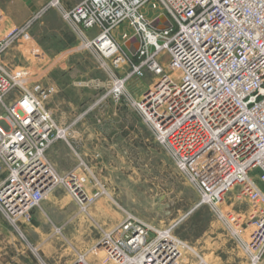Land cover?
I'll list each match as a JSON object with an SVG mask.
<instances>
[{
	"label": "built area",
	"instance_id": "obj_1",
	"mask_svg": "<svg viewBox=\"0 0 264 264\" xmlns=\"http://www.w3.org/2000/svg\"><path fill=\"white\" fill-rule=\"evenodd\" d=\"M152 3L168 24L145 14ZM56 4L46 3L0 45V211L18 229L40 205L48 150L73 130L58 126L48 107L54 88L25 86L7 70L2 52ZM64 13L108 74L104 96L125 97L141 113L194 183L198 205H217L229 193L264 203V0H81ZM126 23L134 30V52L115 36ZM135 79L149 80L139 96L128 87ZM67 179L82 190L84 179L75 173ZM247 226L248 264H258L264 207ZM152 231L127 215L106 234L105 249L118 264H176L187 243L171 231Z\"/></svg>",
	"mask_w": 264,
	"mask_h": 264
},
{
	"label": "rangeland",
	"instance_id": "obj_2",
	"mask_svg": "<svg viewBox=\"0 0 264 264\" xmlns=\"http://www.w3.org/2000/svg\"><path fill=\"white\" fill-rule=\"evenodd\" d=\"M49 1L0 0V45ZM80 1L60 0L35 19L26 36L4 45L2 60L11 74L27 87L54 88L48 107L57 125L67 127L80 117L77 132L87 135L77 142H69V135L59 138L48 150L51 169L31 222L20 229L7 219L0 225V264H118L106 251L105 238L127 215L149 225L153 236L171 231L185 241L176 264H248L244 241L252 226L247 224L264 203L229 193L217 205H198L194 183L141 113L125 97L104 96L108 74L65 17ZM147 9L156 25L169 23L157 4ZM115 34L129 52L136 50L128 23ZM148 82L135 79L128 87L139 96ZM94 133L113 140L88 139ZM108 143H115L116 156L99 149ZM72 173L84 179L79 193L67 183Z\"/></svg>",
	"mask_w": 264,
	"mask_h": 264
},
{
	"label": "crops",
	"instance_id": "obj_3",
	"mask_svg": "<svg viewBox=\"0 0 264 264\" xmlns=\"http://www.w3.org/2000/svg\"><path fill=\"white\" fill-rule=\"evenodd\" d=\"M71 102H72V104H73V100H71ZM80 123V117H73V119L70 121V123L69 124H71L72 125V130H73V132H72V135H69L68 137H67V139H68V141L70 142H72L73 140L74 141H76L77 142V140H81V141H83L86 137L84 136V135H87V134H81L80 135V133H78L77 132V126H78V124ZM96 137L97 139H99V140H105V142L106 141H108L109 142V140L110 139H112V138H109L110 136H106V135H104V134H102V133H94V134H90V135H88V139L89 138H92V137ZM101 137V138H100ZM59 140V139H58ZM58 140L57 141H55L54 142V144L51 146V148L52 147H54L55 146V144L58 142ZM113 140V139H112ZM102 144V143H101ZM102 147V146H101ZM50 148V149H51ZM100 150L101 149H103V153L104 154H107V155H113V156H116V147H115V143L113 144V145H111L110 143H108V147H105V146H103V148H99ZM99 149H97V150H99ZM106 150H109V151H106ZM103 153H101L100 151H99V153H97L99 156L101 155V154H103ZM117 154L118 155H120V152H117ZM102 166V165H101ZM3 173V166L0 164V177H1V174ZM6 218L4 217V215L1 213V211H0V225H1V227L3 228L4 227V220H5Z\"/></svg>",
	"mask_w": 264,
	"mask_h": 264
}]
</instances>
